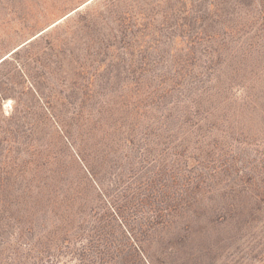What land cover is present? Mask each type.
I'll use <instances>...</instances> for the list:
<instances>
[{
  "label": "rangeland",
  "instance_id": "1",
  "mask_svg": "<svg viewBox=\"0 0 264 264\" xmlns=\"http://www.w3.org/2000/svg\"><path fill=\"white\" fill-rule=\"evenodd\" d=\"M125 11L0 0V264H264V0Z\"/></svg>",
  "mask_w": 264,
  "mask_h": 264
},
{
  "label": "trees",
  "instance_id": "2",
  "mask_svg": "<svg viewBox=\"0 0 264 264\" xmlns=\"http://www.w3.org/2000/svg\"><path fill=\"white\" fill-rule=\"evenodd\" d=\"M103 1H104V5L107 8V11L112 12L114 14H120V13L123 14L124 13L125 20H127L125 9H126L127 4L131 0H103ZM132 34H134V33L131 31V35Z\"/></svg>",
  "mask_w": 264,
  "mask_h": 264
},
{
  "label": "water",
  "instance_id": "3",
  "mask_svg": "<svg viewBox=\"0 0 264 264\" xmlns=\"http://www.w3.org/2000/svg\"><path fill=\"white\" fill-rule=\"evenodd\" d=\"M77 11H78V10H77ZM42 34H43V33H41L40 35H42ZM40 35H39V36H40ZM30 42H31V41H28V42H26L25 44L21 45L19 48H17L15 51H13L10 55L14 54V53L17 52L19 49H21L22 47H24L25 45H27V44L30 43ZM8 57H9V56L3 58V59L0 61V64H1L3 61H5Z\"/></svg>",
  "mask_w": 264,
  "mask_h": 264
}]
</instances>
